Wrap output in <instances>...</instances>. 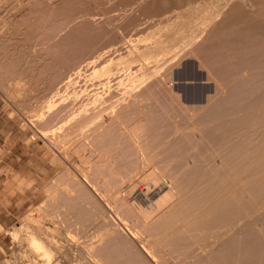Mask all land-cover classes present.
Returning a JSON list of instances; mask_svg holds the SVG:
<instances>
[{"label":"bare ground","instance_id":"1","mask_svg":"<svg viewBox=\"0 0 264 264\" xmlns=\"http://www.w3.org/2000/svg\"><path fill=\"white\" fill-rule=\"evenodd\" d=\"M258 1L259 0H249V6L246 7L240 0H215L213 1V4L210 3L209 6H207L209 8H207L205 13L203 11L204 15L200 19L201 22L200 20L196 19L197 23L203 24L197 27L196 30L192 31H190L192 23L191 27H189L190 24H187L189 25L187 28L189 27L190 30L187 29L189 31H186V33L183 34L181 33V36L179 35L178 37H176V34L175 37L177 40L175 41L165 37L170 41L166 42L165 39L159 40L156 37L155 39L158 41L153 42L154 44H151V41L145 39L147 36H142L146 40L142 41L139 39L141 38L139 35L137 40H141L142 42L140 41L137 47L134 45L135 49L132 51L128 50L129 48L126 49L130 52L128 53L126 51L127 53L125 52L123 56L120 55L121 57L119 56L118 59L115 60L113 57L105 58L104 61H102L103 63L101 62L102 64L99 63L101 66L100 68L97 62L96 64L92 63V61L86 62V64L88 62L92 63V67H94V65L98 66V73L95 72L96 67L93 69L96 75L95 78H100L97 77V74L100 75L98 68L100 70L102 69L101 71L104 73L110 71L112 74H116L117 71H121L118 73L119 76L117 74L115 76L108 74V76H103L104 78H100L106 80L105 83H107V80L111 76L114 77L115 80L117 79V76L121 79L120 76H122V74L120 73L123 72L125 75V72L128 73L132 68H134V70L137 68L136 70L141 69V71H143V68L151 67L150 65L154 60L157 66L156 68L154 67L155 69L152 67L153 70H149L145 77L146 79L147 77L152 78L153 75L158 74L161 71L160 69L166 67L168 64H172L174 62L176 64V62L181 60V57L186 56L184 55L185 53H193L197 57L199 56V63L196 64H199L204 68H209L207 69V72L210 74L208 78L213 77L215 79L217 83L216 86L218 85L217 87H219V90L216 87V92L218 93H216V95L211 94L212 96L209 97L207 96V102L205 104H202L203 100L198 101L199 105L193 103L194 101H190L192 99L191 97L188 100L190 103L192 102V104H184L185 102H181V93L176 91L174 88L169 90L167 93H171L172 96L180 102V105H182V108L180 109H183V113L185 116H189L190 120L191 117L197 116L199 111L200 115H198V119L196 121L199 125H206L207 122L208 125H211L209 122H216L213 123L215 124L214 126L213 124L211 125L213 127L207 125V127H201V142L200 144L196 143L195 145L199 144L201 151H203L200 152L202 155L208 154V157H211L213 154H217L223 160L224 168L218 171L216 174L218 176V181L210 184L211 178L208 173L202 171L200 172L199 170L190 167L187 160L189 156L186 157V154L188 155V152L191 148H181L183 141H174V145L172 147H175L174 150L176 151V156H171V158H177L176 168L168 167L161 169L152 165L154 162H156V160L160 159L157 154H161V152L157 151L156 153L154 151L153 153L150 152V154L146 149H144V142L142 141L143 136L141 137V134L143 133L132 129V131L129 132V134L127 133L128 135L126 136L130 138L131 143L139 155V158L137 157L138 165L136 164V167L133 169H128L124 172L114 168L112 165V154L110 151H108V148L104 147L105 145L103 146L104 150L101 149V152L93 147L92 142L94 140L90 142V140L93 138H88H90L89 136L96 131L98 132L102 125L105 124L103 119L108 115H113L112 117H115V119H112L116 120L117 122L119 117L125 114L126 109L128 111V107L135 104V102H133L134 97L132 98L134 95L130 96V98H127L126 96L131 91H135L136 88H138L137 86L140 84L137 83L129 90L123 91L122 89H125V87H123L122 83L120 82V86L123 87L120 89L122 91L119 94L116 93L118 96H114L116 97L115 100L110 101V108L101 107L96 112H92L81 122H78V124L72 128L66 130V132L56 133L53 136L45 134L50 137L51 142H53L51 144H55L57 148H59L64 154L66 164L61 175L54 179L53 182L47 186V198L36 207L35 210H37V213L30 212L23 219V223L21 225H17L14 228L12 227L11 233L13 234L14 240L16 241L17 248L19 250L14 264H264V213H260L259 216H256L255 220L253 221L247 219V215L251 214L254 209H264V136H259V140L257 138L258 141L252 147H249L248 143L246 142L247 139L244 140L243 138L245 137V132L252 125H256L257 130H259L256 131L257 135H259L260 130H264V23L260 20L261 18L264 19V0H262L263 6H260L261 8H253L256 7L255 5ZM101 4H103V2ZM69 5L71 6V4ZM72 6L73 8L70 7L71 9L68 8V10H75L77 8L76 7L74 9V4ZM228 6L230 11L227 12V14H230L231 17H234V19L238 20L246 18L247 16L251 17V24H246L247 26L242 24L244 27H238L231 24V26L221 30L220 32H218V28H215L211 30V34L214 33V35L205 34L206 36L204 37L203 34L207 32L206 30L209 29L208 27L217 19H220L219 17L222 12H224L223 10ZM250 7L252 9H250ZM79 8L82 7L79 6ZM83 9L82 11H84ZM141 10H143V8H141ZM67 11L65 12L68 13ZM70 14H73V12ZM75 14L77 13L75 12ZM136 16L137 15H134V17ZM114 18H116L115 15L113 19ZM130 18L132 20L134 19L133 17ZM221 21L224 23V18ZM82 25L83 23L80 24V27H82ZM84 26H86L85 28L87 29L88 25H83V27ZM80 27H76L74 29H77L78 31L85 29ZM74 29L72 31L75 32ZM152 29L153 27L150 30ZM81 31L83 32V30ZM81 31L79 32L82 34ZM182 31L183 30L178 31V33ZM87 32L88 31H86V33ZM146 32L149 33L148 30ZM92 33H87V35ZM96 33L97 32H95V34ZM159 33L161 32H158V35ZM256 33L258 34L253 35ZM170 34L173 35L172 32ZM170 34H168L169 37H171ZM149 37L152 39V36L149 35ZM173 37L171 38L173 39ZM87 38L89 39V36H87ZM130 38L127 39V41L129 40L128 43H130L132 40V38L131 40ZM88 39L85 40L86 43ZM137 40L136 42L133 40L135 44L139 42ZM193 40L197 41L194 43ZM107 42H109V40ZM75 43L76 44L74 45V48H77V44H81L80 42ZM132 44L133 43H131V46ZM127 45L131 48L129 44ZM106 47L102 49L107 50ZM78 50L76 49V52H74L77 53ZM69 51L71 52V49ZM79 53H77L76 56H73L76 58ZM95 53H97V51L94 52V55ZM103 54H105L104 50L102 51L101 55H97V58L95 55V61H99L98 59L102 58L101 56ZM158 56L161 58H157ZM93 58L94 56L91 58L94 61ZM192 58L194 57L192 56ZM101 60L102 59H100V61ZM154 62L153 64H155ZM188 64H191L189 68L191 67V70H193L195 64L193 66L192 63H187L186 66H188ZM88 65L91 67V64ZM186 66H184V68ZM197 67L199 68L200 66ZM189 68L186 67L185 69H188L189 71ZM174 69L177 68L174 67ZM183 69H181V71H183ZM188 71L187 73L191 74L192 71ZM144 72H146V70ZM184 72H181L183 77ZM194 72L197 73L196 70ZM107 73L105 74L107 75ZM196 73H193L195 75L192 76H196ZM246 73L248 75L245 78H239V75H244ZM135 74L136 73H134L133 76L136 79L141 76L140 74L135 76ZM180 74L178 73V75ZM170 76L171 75L168 74V72L167 74L163 72L162 74H159V76L157 75L156 78L158 81L161 77L163 80L165 78L169 80ZM107 77L109 78L105 79ZM124 77H126L125 79L130 80L134 78L129 77V75H125L123 78ZM186 77L189 76L186 75ZM176 78H181L177 76V72L174 74V80H169V83L172 82L171 84L174 86ZM120 79L118 81L123 80ZM110 81L114 82L109 79V84L111 83ZM126 81L127 80L123 82L124 85ZM158 81L155 80L157 83ZM131 82H133V80ZM112 85H114V83ZM167 88L168 87L166 86V89ZM212 99L215 101L213 103H209ZM134 101H136V99ZM173 103L176 105L177 101L176 103L172 102V104ZM131 108L132 106L130 107V110ZM175 108L176 107H171L168 111L171 112L172 110H175ZM165 109L167 110V108ZM154 110L157 112L150 111L147 114L151 115V117L153 115H161V109ZM159 111L161 112L160 114ZM120 112L121 114L119 115ZM174 112L175 111L172 113ZM240 112H243L244 114L239 115ZM122 113L124 114L122 115ZM128 113L129 111L126 114ZM164 114L167 113L165 112ZM164 117L165 116H163V118ZM122 118L124 119L123 122L126 123L128 118ZM160 119H162L161 116ZM113 122L115 124V121ZM177 124H179V122ZM107 125L105 124V126ZM109 125L111 126L106 127L105 130H107L109 127H112L113 124L110 123ZM124 125L128 126H125L126 128L122 127V129H124L122 130L123 133H118L122 136L125 133V130L129 129L130 126L128 123ZM117 127L120 131L121 127L118 125ZM248 132L249 131H247V133ZM95 137L98 136L95 135ZM113 137H115V134ZM196 137L199 138V135ZM78 138L83 142L84 146L92 145L91 148H93V151L96 155L94 160H90L86 156L80 154L77 148L74 149ZM162 138L164 139L165 137ZM97 140H95V142ZM112 140L114 139L112 138ZM104 143L106 142L104 141ZM176 145L177 147L181 148L180 151H178L179 148H177ZM109 146H111V144ZM171 151V149L168 150V152ZM73 152L78 154L82 160V164L80 166H76L75 168L72 167L70 163L73 157L72 154H75ZM244 172L247 173L246 177H243ZM195 173H197L199 183H207L205 184L206 188L204 190L201 188L203 190L201 192H198L199 190H197L195 187V184L197 183L194 181L196 180ZM93 176L95 177V180ZM160 180H164L165 183L163 181L164 184H159L157 186ZM139 182H144V185L146 186L139 187ZM151 186H156V188L154 187V189H152L153 187ZM164 186H167L169 189V191L166 190V194H163L164 191H162L164 190ZM124 189H127L128 191H125ZM126 192L131 194H128V196L132 197L134 195V197L139 198L141 202L137 201L138 203L136 202V204H134L136 200L135 199L132 200L134 203H131L130 197L126 196ZM157 194L160 197L158 196V198L155 200ZM245 197H247V199H245ZM142 201L147 203L142 205ZM107 207H112V209H114V214L115 212L116 214L118 212L121 219L124 221L125 219L129 220L132 216L131 220H135L138 224H135V221L131 222V224L133 223L132 225L140 226L141 232L150 231L149 234L155 238L154 243H144L145 240L149 239L148 236H140V234L143 233H138L139 236H137L138 234L136 235V232L134 231L135 227H131L130 221L128 220L127 221L129 222V225H127L128 223L124 224L126 226H130L129 233L132 232L133 228L134 233L131 234H135V238L139 239V241L143 243L140 244L138 242V245H136L137 242L134 241L133 236V239L129 237L127 239V234L125 233V229L127 227L123 230L126 234V242L128 243V241L132 239V241L136 244L133 242H131L132 244H129L130 242L126 244L124 243L125 241H121L120 243L117 242L118 239L115 241L114 238H120V232L122 231L120 230L119 237L116 236L118 233L117 230H115V225L117 222L113 217L114 214L111 216L113 217V220H110L109 216L111 214L108 216V212L110 210L112 212V209L109 208L108 211ZM119 215L117 216L119 217ZM179 217L183 219V223L175 225L174 223L177 221V218L180 219ZM43 220H47L50 225L45 226L42 223ZM111 221H115L116 223ZM118 222L120 221L118 220ZM113 223L114 225H112ZM255 225H261L263 226V229L258 230L257 226ZM122 227L123 226H121V228ZM113 231H116V235L113 233ZM124 233L122 232L123 235H125ZM147 234H145V236ZM123 235H121V238ZM202 238H205L206 242L203 243ZM23 248H26V250H24L25 259L24 261H21L20 252ZM195 251L197 252L195 253ZM198 252L201 254L196 256V254L198 255ZM193 256H195L194 261L192 260Z\"/></svg>","mask_w":264,"mask_h":264},{"label":"rangeland","instance_id":"2","mask_svg":"<svg viewBox=\"0 0 264 264\" xmlns=\"http://www.w3.org/2000/svg\"><path fill=\"white\" fill-rule=\"evenodd\" d=\"M88 1L89 0H0V205L2 206L0 210L4 208V212L1 211V213L4 214L5 216H10L7 217V219H10L13 216L8 211L7 213L6 209L9 207L17 208L19 205H22V212L20 213V215L17 216L16 218H12V222L9 226L2 228L3 239L5 242L4 250L2 253L3 264H14L15 258L19 253V250L17 248V243L14 240L13 234L11 233L12 227L14 228L17 225H21L23 223V219L30 212L37 213V210H35L36 207L39 206L47 198L48 195L47 186L51 184V182H53L54 179H56L58 176L61 175L64 166L66 164V159L64 154L60 151L59 148H57L55 144L53 145L51 144L53 142H51L50 137H48L47 135L53 136L56 133L66 132V130L72 128L73 126L78 124V122H81L88 115H90L92 112L93 113L96 112L101 107L110 108L109 105L110 101L115 100L116 97L114 96H118L116 93L119 94L122 90L123 91L129 90L130 88H132L133 85L137 83L140 84L137 86L138 88H136L135 91H131L126 96L127 98H130V96L134 95L132 96V98L134 97L133 102H135V104L131 105L132 106L131 110H134L136 113L130 110L131 106L128 107V111H129L128 114H126L128 112L127 109L126 112L124 111L125 114L122 113V115L124 114L125 116L123 115L119 117V115L121 114L120 112L118 115L119 119L121 118L120 121H122L120 122L118 119L120 124L118 123V121L116 122V120L112 119V118L115 119V117H112L113 115L106 116V118H104L103 120L105 124L108 125L105 126V124H103L104 127L102 125V127L98 132L96 131L95 133L89 136L90 138H88V139L93 138L90 140V142L94 140L92 142L93 143L92 145L96 150L101 152V149L104 150V147L109 149L108 151L111 152L113 157L112 165L116 170H120L124 172L128 169H133L138 165L137 157L139 158V155L136 152L133 144L131 143L130 138L126 136L129 134V132L132 131V129L143 133L141 134V137L143 136L142 141L144 142V149H146L149 153L150 152L153 153L154 151L156 153L157 151L161 152V154L158 152L161 156L157 154L160 159L156 160V162L152 164L154 167L161 169L168 167L176 168L177 158L174 159L171 158V156H176V151L174 150L175 147L174 148L172 147L174 145V141L179 140V141H183L181 148L192 149L189 150L188 155L186 154V157L189 156L187 160L189 162L190 167L199 170L200 172L202 171L208 173L211 178L210 184L218 181V176L216 174L218 171L224 168V162L221 159V157L218 156L217 154L216 155L213 154L211 157H208V154L202 155V153H200L203 152L201 151V148L199 146L201 142V138H200L201 127L206 125L211 126L213 123L216 122H212V123L209 122L211 125H208V122L206 123V125L204 124L199 125L198 122H196L198 119V115H200L199 111H198V115L191 117L190 120V117L187 115L185 116V114L183 113L184 112L182 111L183 109H180L182 108L180 102L176 100L171 93L169 94L167 93L169 92V90L174 88L176 91L181 93L180 94L181 95L180 101L182 100L181 102L183 103L185 102L184 104H192V102L194 101L193 103H196L198 105H199L198 101L203 100L202 104H205L207 102V96L209 97L214 94L216 95V93H218L216 91L217 88L219 90V87H217L218 85L216 86L217 83L215 79L213 77L208 78L210 74L207 72V69L209 68L208 67L204 68L201 67V65L196 64L199 63V58H198L199 56L197 57L193 53L192 54L185 53L184 55L186 56L183 55L184 57H181V60L176 62V64L174 62L172 64H168L166 67L161 68L160 69L161 71L158 74L154 73L155 75H153L152 78L147 77L146 79L145 77L149 72V70H153L154 67L156 68L157 64L154 62L155 60L153 61L155 64H153L152 62L150 65L151 67L143 68L144 69L143 71H141V69L139 68H138L139 70H136L137 68H135V70L137 71L136 72L134 68H132L133 70L131 69L128 73L125 72V75L126 76L129 75V77H134L133 76L134 73H136L135 76H138L140 74L141 76H139L137 79L135 77L132 78L131 80L125 79L126 77L123 78V76L125 75L122 72L120 73L122 74V76L120 77L123 80L124 79L127 80L125 82V85L127 84L126 86L123 83L125 80L123 81L118 77L119 76L118 73L121 71H117L116 74L118 76L117 79L115 80L114 77L112 76L113 75L115 76L116 74L114 73L112 74V72L107 71L108 73L105 72L107 73L106 75L103 71H101L102 69L101 70L99 69L101 67L100 64L103 63L102 61H104L105 58L113 57L116 60L120 55L123 56V54L127 51L126 49L129 48L128 50L131 51L134 50L135 49L134 45L137 47L141 40L143 41L147 39L151 41V44H154L153 42L158 41V40L156 41L155 39L157 37V39L159 40L165 39L166 42H170L166 38L175 41L177 40L176 37H178L179 35L181 36V33L182 34L186 33V31H189L190 29H191L190 31L196 30L197 27L203 24V23H197L196 19L200 20L203 17L204 13L206 12L207 8H209L207 6H209L210 3L213 4V1L215 0H167V1L166 0H156V1L155 0H121L122 2L120 0H101L103 4H101L102 2L100 0L98 1L92 0L89 2ZM240 1L244 6L246 7L249 6V2H248L249 0H240ZM69 4H71V6ZM73 4H74V9L76 7L78 9L76 8L75 10H68V8L71 9L70 7L73 8L72 6ZM111 4L114 6V8ZM79 6L82 8H79ZM255 6L256 7H253L255 9H258V7L261 8L263 6V1L259 0ZM140 7L143 8V10H141ZM82 9L84 11H82ZM250 9L252 8L250 7ZM65 11H67L68 13H66ZM108 11L109 12L112 11V12L109 13ZM145 11H147L148 13ZM223 11L224 12H222V14L219 17L220 19H217L215 22H213L214 24L213 23L211 24L212 27L211 25L208 27L210 30L209 29L206 30L207 32L203 34L204 37L206 35H210L212 33L211 30L215 28L216 29L218 28L219 29L218 32H220L221 30H224L225 28L231 26V24L239 27L242 26V24L247 26L252 22L251 17L248 16L241 20L234 19V17H231L230 14H227V12L230 11L229 6L226 7ZM71 12H73V14H70ZM75 12L77 14H75ZM114 15L116 18L113 19ZM134 15L137 16L134 17ZM130 17H133L134 19L132 20ZM223 18H224L223 21L224 23H222L221 21ZM260 20L264 23L263 18H261ZM82 23L83 25H88L87 29L85 28L86 26L83 27V25L82 27H80V24ZM191 23H192V27H191ZM187 24H190V26ZM187 26L191 28L189 29V27L187 28ZM76 27L85 28L86 31H88L87 33L90 32L93 33L87 35L86 31L84 32L85 29H81L83 30V32L81 30L79 31L82 32L83 34L82 35L77 29H74ZM152 27H153L152 30L154 32L150 30ZM73 29L75 30V32L72 31ZM147 30L150 34L146 32ZM169 30L170 33L172 32L173 35L169 33ZM181 30L183 31L178 33V31ZM95 32L97 33L95 34ZM158 32L161 33H159L158 35ZM168 34H170L171 37L173 36L175 37L176 34L177 36L175 38L173 37L172 39L171 37L168 36ZM257 34L258 33L253 35H257ZM84 35L89 36V39L87 38V36ZM139 35L141 38H139ZM144 35L147 36L145 37V39L143 38ZM149 35L152 36V39L155 40H152L149 37ZM211 35H214V33ZM130 37L132 38V40ZM85 38L88 39L87 41L88 45L85 41L86 40ZM129 38L131 40L130 43H128L129 40L127 41V39ZM138 38L141 40H137ZM106 40L107 41L109 40V42H107ZM133 40L135 42L136 40L139 42L135 44ZM75 42L77 43L80 42L82 45L81 44L79 45L82 48H80L78 44L76 45L77 48H74V45L76 44ZM131 43H133L132 46ZM84 44L86 47L84 46ZM127 44H129L131 48ZM78 47L79 50L81 49L80 51L78 50ZM104 47H106L107 50L102 49ZM73 48L74 50L72 51ZM70 49L71 52L69 51ZM76 49L78 50L77 53L79 52L80 53L75 58L74 56H76L77 54L75 53ZM98 50L101 53H99ZM103 50L105 54L101 56L102 58L100 59L102 60L100 61V59H98L99 61H95L96 60L95 55L97 58L99 55L102 54ZM96 51L97 53H95L94 55V52ZM127 52L129 53L130 51ZM92 54L94 56L93 59L95 62L91 59L93 57ZM192 56L194 58H192ZM157 58L160 59L161 57L158 56ZM87 61L90 62L92 61V63L94 64H96V62L97 64L100 63L98 65L99 66L98 71H100V75L102 72V75L100 76L99 74H97V77L100 78L103 76L106 77L109 74L112 76L111 77L109 76L110 78L107 77L105 79L109 78L114 82L110 81L111 83L109 84L108 83L109 79L107 80V83H105L106 80L103 79L104 77L102 79L95 78L96 77L95 72L98 73L97 72L98 66L94 65V67H96L95 68L96 71L94 72L93 70L94 67H92V63L88 62L86 64ZM186 62L192 63L193 66L195 64L193 70L195 69L197 73L194 72L195 70L194 71L191 70L192 69L191 67L189 68L191 64L190 65L188 64V66H186L187 64ZM88 64H91V67H89ZM180 64L183 66H181ZM184 66L189 68V71H192L191 74L187 73L188 69H185L186 67L184 68ZM197 66L200 67L198 68ZM174 67L177 69H174ZM181 67H183L184 69ZM181 69H183V71H181ZM145 70L146 72H144ZM166 71L168 72V74L172 76V77L170 76L169 78L170 81L172 79L174 80V74L176 72H177V76L181 77V78H176L174 86L173 84H171L172 82L169 83V80H167V78L164 79L165 82L162 77L159 78V81L157 80L156 78L157 75L159 76V74H162L163 72L167 74ZM181 72L182 73L184 72V77ZM178 73L179 74L181 73L180 74L181 76L178 75ZM193 73H196V76H192L195 75ZM142 74L145 76H143ZM186 75H188L189 77H186ZM247 75H248L247 73L244 75H239V78L240 79L245 78ZM119 79L121 81H118ZM132 80L133 82H131ZM155 80L158 81V83L155 82ZM120 82L122 83L123 87H125V89L122 86H120L121 85ZM113 83L115 86L112 85ZM116 84L117 85L119 84L118 85L119 89ZM166 86L168 87L167 89ZM190 97L192 98L190 100L192 101L191 103L188 100L190 99ZM135 99L136 101H134ZM167 101H171V102H167ZM214 101L215 100L212 99L210 100L209 103H213ZM172 102H175L176 105L174 103L172 104ZM171 107H176V108L175 110H172L170 112L168 110H170ZM165 108H167V110ZM154 109H159V110L161 109L160 111H162V113L159 111V114L161 113V115L159 116L153 115L151 117V115L147 114L150 111L157 112ZM173 111L175 112L172 113ZM165 112L167 114H164ZM243 114H244L243 112L239 113V115H243ZM160 116L162 119H160ZM163 116H165L166 118L165 117L163 118ZM122 117L124 118L126 117V119L128 118L127 120L125 119L127 121V122L125 121L126 123L123 122L124 119ZM163 119L166 120L164 121ZM111 120L115 121V124ZM163 121L165 122V124ZM109 122L113 125L112 127L107 128L108 130L107 131L105 130V128L111 126L109 125L110 124ZM178 122L179 124H177ZM123 123L124 124L128 123L130 126L129 129L125 130V133L122 136L121 134L118 133H123L122 130L124 129H122V127L128 126V125H124ZM174 124H176L178 127ZM117 125L121 127L120 131ZM214 125L215 124H213V126ZM250 127L247 130L249 132L247 133L246 131L244 134L245 137L243 138L244 140L247 139L246 142L248 143L249 147H252L259 140L261 136L262 137L264 136V130H260L259 135H257L256 131H259L257 130V126L252 125ZM114 134L115 137H113ZM95 135L98 137H95ZM198 135L200 139L196 137ZM111 136L114 140H112ZM162 137L165 138L163 139ZM99 139L101 140V142ZM95 140L97 141L95 142ZM104 141L106 143H104ZM196 143L199 144L195 145ZM108 144L109 145L111 144V146H109ZM92 145L84 146L83 142L80 141V139L78 138L74 149L77 148L80 154L86 156L90 160H94L96 155L93 151V148H91ZM177 148H179L178 151H180L181 148L180 147ZM170 149L172 151L168 152V150ZM72 155L73 157L70 161L72 167L75 168L76 166H80L82 164L81 157L78 156V154L76 153ZM246 175L247 173L244 172L243 177H246ZM195 177L196 180L194 181L197 182L195 184L196 185L195 187L197 190H199L198 192H201L206 188L205 184L207 183H199V178L197 176V173H195ZM93 178L95 180L94 176ZM163 181L164 180H160L157 186L159 184L160 185L164 184L165 181L164 183ZM194 181H193V185H194ZM144 184H145L144 182H139L138 186L139 187L146 186ZM154 187L156 188V186ZM154 187L152 189H154ZM124 190L126 191L127 189ZM166 190L169 191L168 187L164 186V190H162L164 191L163 194L167 193ZM128 194L130 193L126 192V196L130 197L128 196ZM158 196L159 195L157 194L155 200L158 198ZM245 199H247V197H245ZM130 200L131 203H134V201L132 200H135L134 204H136L137 201L141 202L139 198L134 197V195L130 197ZM142 203L141 204L144 205L147 202L142 201ZM109 208L110 207H107L108 211ZM110 209H112V207ZM113 210L114 209H112V212L111 210L108 212L109 213L108 216L111 214L109 216L110 220H113L114 217L115 221L117 222L116 223L115 221H111L116 223L115 230H117L118 232L117 235H116V231H113V233H115L116 236L119 237L120 234L123 235L122 232L124 233L126 231L125 233L127 234V239L128 237L132 238L133 236L134 241L137 242V244L133 242L132 241L133 238H132L128 241V243L130 242L129 244H132L131 242H133L136 245H138V242L140 244H142L143 242H140L139 239L135 237L138 233L139 234L143 233L140 234V236L144 235L143 237L148 236L149 238L145 240L144 243L145 242L151 244L154 243L155 238L149 234L150 231L141 232L140 226L132 225L133 223L131 224V222L135 221V220L134 221L131 220L132 216L130 217L129 220L125 219L124 221L123 219H121L119 213L117 212L116 214L115 212L116 214L115 215ZM254 210L251 212V214L247 215L248 220L253 221L255 220L256 216L257 217L259 216L260 213H264L263 208L256 209L255 211ZM112 214H114L113 217H111ZM117 215H119V217ZM179 218L180 219L177 218V221H175L174 223L175 225L183 223V219H181V217ZM118 220L120 222H118ZM127 220L130 221L131 227H135L134 231L136 232L135 233L136 235L131 234L134 233L133 228H132V232L129 233L130 226L125 225L126 223H128L127 225H129V222ZM42 223L45 226L50 225V223L47 220H43ZM114 223L112 225H114ZM120 223L123 224L125 223V224L123 225ZM136 223L137 222L135 221V224ZM117 225L120 226L118 227ZM121 226L123 227L121 228ZM255 226H257L258 230L263 229V226L261 225H260L261 227L259 225H255ZM124 228H126L125 231H123ZM120 230L122 232H120ZM136 230L139 232H137ZM126 234L123 235L125 237L122 236V238L121 235L120 238H116V237L113 238L115 241L118 239L117 242L121 243V241L122 242L125 241L124 243L128 244L125 240ZM139 234L137 236H139ZM145 234L147 235L145 236ZM149 236H151L152 238ZM202 239H203V243L206 242L205 238ZM24 250H26V248H23L22 251L20 252L21 261H24L25 259ZM196 252L197 251H195V253ZM199 254L201 253L198 252V255L196 254V256H199ZM194 259L195 256H193L192 260L194 261Z\"/></svg>","mask_w":264,"mask_h":264},{"label":"crops","instance_id":"3","mask_svg":"<svg viewBox=\"0 0 264 264\" xmlns=\"http://www.w3.org/2000/svg\"><path fill=\"white\" fill-rule=\"evenodd\" d=\"M1 207L2 206L0 205V208ZM1 211L4 212V208H2L0 210V264H3L2 263V253H3V250H4L5 242H4V239H3V230H2V228L6 227V226H9L11 224V222H12V218H16L17 216L20 215V213L22 212V205H19L17 208H15V207L10 208L9 207V208L6 209V212L8 211L13 216V217L10 218L11 221H10V219H7V217H10V216H5L4 214L1 213Z\"/></svg>","mask_w":264,"mask_h":264}]
</instances>
